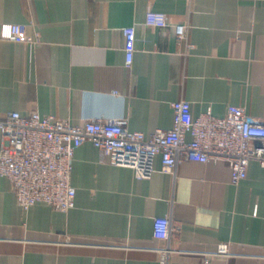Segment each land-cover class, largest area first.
Wrapping results in <instances>:
<instances>
[{
    "label": "crops",
    "instance_id": "crops-1",
    "mask_svg": "<svg viewBox=\"0 0 264 264\" xmlns=\"http://www.w3.org/2000/svg\"><path fill=\"white\" fill-rule=\"evenodd\" d=\"M149 11L169 25L148 26ZM5 23L38 41L0 36V120L12 111L74 125L125 119L150 136L173 126L172 102L185 99L194 116L239 105L264 121V0H0ZM125 26L136 29L130 66ZM155 168L138 178L87 141L75 152L68 211L24 210L0 174V264H264L258 160L239 184L222 160L186 159L168 172L158 156ZM165 216L180 224L168 240L154 235Z\"/></svg>",
    "mask_w": 264,
    "mask_h": 264
},
{
    "label": "built area",
    "instance_id": "built-area-1",
    "mask_svg": "<svg viewBox=\"0 0 264 264\" xmlns=\"http://www.w3.org/2000/svg\"><path fill=\"white\" fill-rule=\"evenodd\" d=\"M146 24L167 27L169 20L163 12L149 11ZM178 27L182 31L187 26ZM123 33L126 64L130 66L135 51V26H125ZM0 36L16 42L38 41L16 23L2 24ZM179 36L183 37L182 32ZM172 110L173 126L156 128L150 136L130 130L125 119L91 118L83 125H74L53 115L43 117L39 112H9L0 120V174L11 181L24 210L45 202L68 211L75 206L76 198L71 182L75 152L87 141L99 150L103 161L130 167L138 178L153 175L158 156L163 170L168 172L186 159L225 161L233 184L247 177L252 160H258L264 168V121L249 114L245 107L230 105L225 116L210 110L194 116L191 102L180 99L172 102ZM179 228L180 224L170 217L154 220L157 238L168 240ZM226 251L227 244H221L220 253Z\"/></svg>",
    "mask_w": 264,
    "mask_h": 264
}]
</instances>
